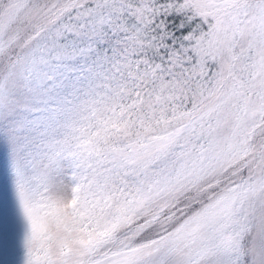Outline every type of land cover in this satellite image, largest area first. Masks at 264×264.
I'll list each match as a JSON object with an SVG mask.
<instances>
[{"label":"snow or ice","instance_id":"6c2138e0","mask_svg":"<svg viewBox=\"0 0 264 264\" xmlns=\"http://www.w3.org/2000/svg\"><path fill=\"white\" fill-rule=\"evenodd\" d=\"M0 264H264V0H0Z\"/></svg>","mask_w":264,"mask_h":264}]
</instances>
